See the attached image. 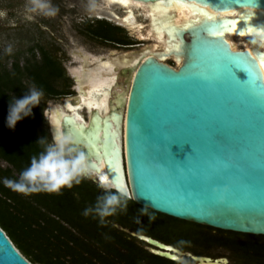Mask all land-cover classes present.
<instances>
[{
	"label": "water",
	"instance_id": "1",
	"mask_svg": "<svg viewBox=\"0 0 264 264\" xmlns=\"http://www.w3.org/2000/svg\"><path fill=\"white\" fill-rule=\"evenodd\" d=\"M128 1L188 4L205 16L175 27L173 39L164 34L177 42L167 51L179 59L176 67L161 60L162 48L151 52L152 45L116 55L112 72L101 74L105 108L84 106L85 118L65 110L60 127L87 155L93 173L86 178L103 190H126L137 205L173 219L264 236V47L235 49L225 38L235 28H260L264 0ZM102 4L87 9H110ZM206 11L245 12L214 18ZM81 70L84 76L93 71L86 62ZM89 86L77 85L62 108L65 100L72 108L82 105ZM132 236L153 255L179 261L172 246ZM189 257L195 264H229ZM0 264H31L1 229Z\"/></svg>",
	"mask_w": 264,
	"mask_h": 264
},
{
	"label": "trees",
	"instance_id": "2",
	"mask_svg": "<svg viewBox=\"0 0 264 264\" xmlns=\"http://www.w3.org/2000/svg\"><path fill=\"white\" fill-rule=\"evenodd\" d=\"M91 21V25H87V31L93 38L103 42L104 40L123 44L129 42L126 37H122L123 40L117 37V32H122L121 29L111 26L104 20ZM37 49L40 54L38 60L32 53L31 58L25 59L22 65L15 61L9 69L0 68V161L6 163V167L0 166V229L29 263L49 264V260L45 263L41 259L42 252L52 255L62 249L66 242L65 236L68 234L69 238L71 232L67 230L69 233L64 234L65 227L56 223L48 212L61 215L65 208H68L69 214L82 215L83 209L93 205L96 198L104 194V190L85 178L79 185L74 184L70 189H62L60 194L40 192L24 195L10 190L3 184L5 178H17L20 171L29 164L30 158L42 150V146L37 144L38 139L42 137L48 139L41 105L34 107L32 116L18 122L14 130L8 129L5 126V118L9 101L15 97L21 98L33 84L44 90L43 97L46 99L72 93L68 89L70 80L65 76L60 62L42 47ZM142 208L144 207L128 199L126 212H117L116 215L106 218L110 228L96 224L98 219L91 216L86 218L82 215L83 219L75 220L70 215L67 222L84 237L97 239L100 236L98 243L100 246H106L104 248L109 252L111 249L113 252L114 244L124 246L125 243L122 242L124 238L121 236L126 235L122 232L126 230L172 245L181 251L188 250L194 256H208L211 249H223L230 252L235 264H264V242L248 241L247 238L253 235L202 227L205 232L196 238H182L173 242L152 234L153 231H150V226L145 223L140 212ZM145 209L150 211L148 208ZM105 231L110 239H105L103 234ZM110 240L112 245L109 244ZM139 245L146 244L132 237L127 257H124L127 258L128 264H142V255L136 250ZM110 246L112 248H109ZM147 257L148 263L151 264L174 263L149 253Z\"/></svg>",
	"mask_w": 264,
	"mask_h": 264
},
{
	"label": "rangeland",
	"instance_id": "3",
	"mask_svg": "<svg viewBox=\"0 0 264 264\" xmlns=\"http://www.w3.org/2000/svg\"><path fill=\"white\" fill-rule=\"evenodd\" d=\"M97 4L102 3L98 0H0V68L5 67L9 69L15 61H18L22 65L25 59L31 58L32 53H34L35 59L38 60L39 52L37 48L42 47L60 62L66 76L70 79L69 84L73 85L69 72L81 67L83 56L98 57L105 60L109 56L114 57L133 52L126 51L129 50L128 48L110 47L103 41L93 38L88 34L87 25H91L90 21L94 18L90 15L92 9H87V7H94ZM46 5L55 7L57 10L55 15L47 14L49 9ZM110 9L118 16L123 15V11L116 6H110ZM134 14L136 21L143 24L144 28H146L147 19L140 14H136V12ZM110 23L113 24L112 22ZM117 34L119 37L128 38L131 43H143V49L154 43L153 40H139L126 29L123 32H117ZM229 41L236 42L237 39L231 38ZM243 48L242 45L235 47V49ZM176 66L174 65L173 67ZM68 89L72 92L71 95H73L72 86ZM64 98L65 96L51 99L42 97L40 105L43 107V110L47 107L62 108ZM79 113L84 118L86 117L84 109L80 110ZM44 120L48 131V140L51 141L49 126L45 118ZM0 166L2 168L6 167V163L0 161ZM48 213L56 223H60L65 227L64 234L69 232L71 234L69 238L68 234L65 236L66 242L59 251L54 252L52 255L42 252L41 259L45 263L49 260V264H128L127 258H124L127 257L128 251L124 250L126 254L122 255H117L118 253L115 252L116 260H112L110 263L108 262L109 251L106 250L107 248H104L106 246H100L98 243L100 236L97 239L88 236L84 237L67 222L71 216L75 220H81L83 219L82 215L69 214L68 208H65V212L61 215L56 212ZM142 216H144L145 223L150 226V231H153L152 234L169 241L176 242L182 238L194 239L205 232V229L202 228L205 226L167 216L164 217V215L151 210L145 211ZM96 224H99V222ZM103 226L107 228L111 227L108 220H106V224ZM103 234L105 237L106 231ZM247 240L254 243H263L264 236H252L247 238ZM111 241H109L110 245H112ZM109 248L112 247L110 246ZM121 248H123V245H121ZM173 249L179 251L180 263L194 264L188 258V256H194L191 252L188 250L181 251L176 247H173ZM111 251L112 249L110 253ZM98 252L100 253L99 255L97 254ZM208 252V256H201L210 259L225 258L229 264H235L234 258L227 250L211 249ZM158 264L165 263L160 262ZM166 264L170 263L167 262Z\"/></svg>",
	"mask_w": 264,
	"mask_h": 264
},
{
	"label": "clouds",
	"instance_id": "4",
	"mask_svg": "<svg viewBox=\"0 0 264 264\" xmlns=\"http://www.w3.org/2000/svg\"><path fill=\"white\" fill-rule=\"evenodd\" d=\"M46 7L49 9L47 14L55 15V7ZM257 42L264 46V30L256 33L253 43ZM43 96L44 90L33 84L21 98L15 97L9 101L5 126L14 130L18 122L31 117L33 108L40 105ZM43 116L52 130L51 141L46 137L38 139L37 144L42 146V150L30 158L29 164L17 178L3 180L4 186L14 192L24 195L40 192L60 194L62 189L79 185L82 179L93 173L85 152L76 146L73 137L61 130V122L65 118L63 112L59 108L47 107L43 110ZM108 187L103 186L104 194L82 211L84 217L98 219L101 226L106 224V218L117 212H126L127 201L131 198L126 190L109 191ZM145 211V208L140 209L141 214ZM105 239L110 237L105 235Z\"/></svg>",
	"mask_w": 264,
	"mask_h": 264
},
{
	"label": "bare ground",
	"instance_id": "5",
	"mask_svg": "<svg viewBox=\"0 0 264 264\" xmlns=\"http://www.w3.org/2000/svg\"><path fill=\"white\" fill-rule=\"evenodd\" d=\"M103 2L106 7L117 4L118 7L123 8V15L118 16L111 9L93 10L90 12V15L97 19H106L118 26L124 27L130 32V34L134 35L139 40H153L154 43L151 46V52H153L154 49L157 51L159 48H162V50L166 52L160 56L161 60L171 58L167 51L177 47V42L168 41L164 34H170L173 39L172 31L175 27L185 28L191 22L195 23L205 16L204 13H201V11L194 6L188 4L171 3L165 6L154 5L151 7H144L140 4L129 2L128 0H103ZM134 12L147 19L146 28H144L143 24L136 21ZM244 12L245 11L216 14L206 11L208 17L214 18L234 16L235 14H243ZM261 30H264L263 22H261V26L258 29L252 26L235 28L233 31L228 32L225 35V38L227 40H230L231 38L237 39L236 42H231L235 47L242 45L248 50L253 47L261 49L264 46L259 42L253 43L256 33ZM84 59L86 60V63L92 64L91 67L93 71L84 76L83 71L81 70L82 68L80 67L73 70L72 73L77 81L78 87L87 83L88 85L90 84V90L85 98L81 97L80 102L82 105L78 107H70L68 100H65L64 108H59L63 114L66 112L65 110H70L75 114L80 115L79 111L82 110L84 106L87 107L88 110L90 107L98 108L100 111L105 108L102 102L103 100L98 96L104 90V85H107V83H103L104 81L102 80L101 74L111 73L112 66L118 64L117 58L109 56L102 61L98 57L88 58L85 56ZM175 62L178 65L179 59H175ZM123 65H127V62L123 63Z\"/></svg>",
	"mask_w": 264,
	"mask_h": 264
},
{
	"label": "flooded vegetation",
	"instance_id": "6",
	"mask_svg": "<svg viewBox=\"0 0 264 264\" xmlns=\"http://www.w3.org/2000/svg\"><path fill=\"white\" fill-rule=\"evenodd\" d=\"M93 11V10H92ZM236 16H238L237 14H235L234 16H229V17H236ZM91 17H93V16H91ZM94 18V20H99V19H97V18H95V17H93ZM93 20V19H92ZM105 22H107L108 24H110L111 26H113V27H117V28H119V29H121L122 30V32L124 31V27H121V26H118V25H113V24H111L110 23V21H108V20H106V19H103ZM90 23H92V21H90ZM95 24V23H94ZM128 31V30H127ZM129 32V31H128ZM118 38H119V40H123V38L122 37H119V36H117ZM129 40V39H128ZM104 43L105 44H108L110 47L111 46H115V47H121V48H128L129 50H126V51H137V50H142L143 48V43H131V41H129V42H127L126 44H123V43H119V42H117V43H115V42H112V41H108V40H104ZM84 57L85 56H83L82 57V62H81V68H83V65H84V62H86V60L84 59ZM86 57H88V56H86ZM39 58H40V54H39ZM88 58H90V57H88ZM102 60V59H101ZM102 61H104V60H102ZM165 64H167V65H169V66H171V67H173L174 65H176V62H175V58L173 57V56H171V58H169V59H166V60H162ZM87 64V67H89V66H92V64H90V63H86ZM72 71L73 70H71L70 72H69V75H70V78L72 79V81H73V85H71V84H69V88L72 86V91L74 92V94L73 95H71V94H69V95H67V96H74L75 94H76V86H77V81H76V79H75V77H74V75H73V73H72ZM81 71V70H80ZM65 72V71H64ZM65 76H66V73H65ZM67 77V76H66ZM69 79V78H68ZM70 80V79H69ZM66 97V96H65ZM122 232L124 233V234H126V235H123V236H121L122 238H124V240H122V242L124 241V246H123V248H121V246L120 245H116V244H114L113 245V249H115V251L118 253V255H119V252H121V250H123L122 251V253L123 254H126L125 252L130 248V242H131V238L132 237H134V238H136L135 236H132V234H135V233H130V232H128V231H126V230H122ZM135 235H137V234H135ZM137 239V238H136ZM158 241V240H157ZM160 242V241H159ZM165 244V243H164ZM166 245H169V244H166ZM170 246H172V245H170ZM172 247H174V246H172ZM175 248V247H174ZM120 250V251H119ZM124 250H126V251H124ZM136 250H138V251H140V253H141V255H142V264H151V263H148V257H147V254L149 253V254H151V255H153L152 253H151V251H150V247H148L147 245H144V246H137L136 247ZM155 256V255H154ZM188 258H190L189 256H188ZM172 262H174L173 264H184V263H180V261H172ZM154 263V262H153ZM152 263V264H153ZM155 264H158V262H156ZM195 264V263H194Z\"/></svg>",
	"mask_w": 264,
	"mask_h": 264
},
{
	"label": "crops",
	"instance_id": "7",
	"mask_svg": "<svg viewBox=\"0 0 264 264\" xmlns=\"http://www.w3.org/2000/svg\"><path fill=\"white\" fill-rule=\"evenodd\" d=\"M115 252H116L115 249H113V252H111V253L109 252V255H108V259H109V261H108V262L111 263L112 260H113V261L116 260V256H115L116 254H114ZM97 254L99 255L100 253L98 252ZM119 254L122 255V254H123L122 251L119 252ZM117 255H118V254H117Z\"/></svg>",
	"mask_w": 264,
	"mask_h": 264
},
{
	"label": "snow or ice",
	"instance_id": "8",
	"mask_svg": "<svg viewBox=\"0 0 264 264\" xmlns=\"http://www.w3.org/2000/svg\"><path fill=\"white\" fill-rule=\"evenodd\" d=\"M261 67H264V61H261ZM246 72V71H245Z\"/></svg>",
	"mask_w": 264,
	"mask_h": 264
}]
</instances>
